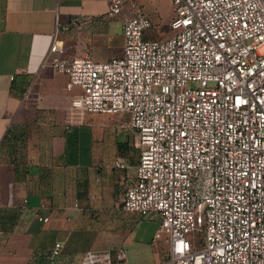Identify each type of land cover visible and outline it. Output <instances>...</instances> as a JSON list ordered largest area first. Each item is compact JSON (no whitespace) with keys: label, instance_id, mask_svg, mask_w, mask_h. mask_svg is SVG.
Masks as SVG:
<instances>
[{"label":"built area","instance_id":"2783aa9c","mask_svg":"<svg viewBox=\"0 0 264 264\" xmlns=\"http://www.w3.org/2000/svg\"><path fill=\"white\" fill-rule=\"evenodd\" d=\"M171 4V34L148 39L141 0H108L107 16L122 19V54L54 56L52 66L75 90L77 120L129 113L123 128L138 158L120 178V206L158 220L157 264H264V0ZM62 52L53 40L48 53ZM115 261H126L123 246L87 251L79 264Z\"/></svg>","mask_w":264,"mask_h":264},{"label":"crops","instance_id":"0c3cea01","mask_svg":"<svg viewBox=\"0 0 264 264\" xmlns=\"http://www.w3.org/2000/svg\"><path fill=\"white\" fill-rule=\"evenodd\" d=\"M107 4L0 0V264H79L87 251L114 255L119 246L126 261L113 264L164 257L153 239L155 217L120 206V178L132 176L136 165L115 151L73 149L84 122L69 111L75 90L66 89L67 76L51 63L54 56L103 62L118 54L122 19L107 16ZM73 18H80L78 28ZM53 40L62 53H48ZM117 160L124 169L114 166ZM56 243L62 249L51 261Z\"/></svg>","mask_w":264,"mask_h":264},{"label":"rangeland","instance_id":"374dc122","mask_svg":"<svg viewBox=\"0 0 264 264\" xmlns=\"http://www.w3.org/2000/svg\"><path fill=\"white\" fill-rule=\"evenodd\" d=\"M143 8L146 14L152 19V27L148 29L144 36L148 39H162L168 37L171 32L168 28L170 19L174 16L171 0H142ZM119 39L117 42L119 44ZM121 49L116 48L118 57L122 54ZM115 51V50H113ZM113 58V57H112ZM129 113H87L84 117V125L76 136L73 149L78 152L93 151L96 154L116 152L125 157L129 167L137 164L138 153L130 145V135L124 128L129 123ZM125 163V164H126ZM124 164V165H125ZM152 224L158 228L157 219L152 220ZM193 236L198 238V234Z\"/></svg>","mask_w":264,"mask_h":264}]
</instances>
